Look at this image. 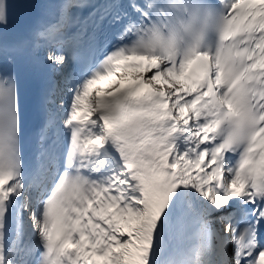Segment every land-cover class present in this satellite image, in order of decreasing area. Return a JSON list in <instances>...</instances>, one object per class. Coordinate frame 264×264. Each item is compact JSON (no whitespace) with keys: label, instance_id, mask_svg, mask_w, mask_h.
Instances as JSON below:
<instances>
[{"label":"snow or ice","instance_id":"1","mask_svg":"<svg viewBox=\"0 0 264 264\" xmlns=\"http://www.w3.org/2000/svg\"><path fill=\"white\" fill-rule=\"evenodd\" d=\"M0 0V264H264V0ZM56 70L29 154L16 74Z\"/></svg>","mask_w":264,"mask_h":264}]
</instances>
